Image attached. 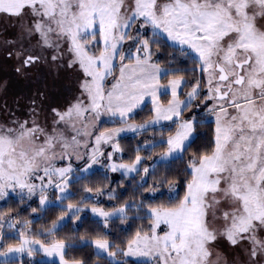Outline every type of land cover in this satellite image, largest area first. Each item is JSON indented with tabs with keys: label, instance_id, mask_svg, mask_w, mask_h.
<instances>
[{
	"label": "snow or ice",
	"instance_id": "6c2138e0",
	"mask_svg": "<svg viewBox=\"0 0 264 264\" xmlns=\"http://www.w3.org/2000/svg\"><path fill=\"white\" fill-rule=\"evenodd\" d=\"M0 21V264H264V0Z\"/></svg>",
	"mask_w": 264,
	"mask_h": 264
},
{
	"label": "trees",
	"instance_id": "16d2710c",
	"mask_svg": "<svg viewBox=\"0 0 264 264\" xmlns=\"http://www.w3.org/2000/svg\"><path fill=\"white\" fill-rule=\"evenodd\" d=\"M147 112H148V109L146 108L145 109V112L143 113H140V115L137 117V121H141L146 115H147ZM202 132H207L209 131L208 129H202L201 130ZM149 138L151 137V134L149 133ZM210 135V133H209ZM144 137H136V139H133L132 138V135L130 136H127L126 139L123 140V143L125 144V146L127 148H134L136 146V143L138 140H142ZM2 203V202H1ZM23 215L26 217V218H29V219H32V215L30 213H23ZM46 221H35L34 224H33V228L34 229H39L41 227V225L43 223H45ZM82 230V229H81ZM65 233H61V235H64Z\"/></svg>",
	"mask_w": 264,
	"mask_h": 264
},
{
	"label": "rangeland",
	"instance_id": "374dc122",
	"mask_svg": "<svg viewBox=\"0 0 264 264\" xmlns=\"http://www.w3.org/2000/svg\"><path fill=\"white\" fill-rule=\"evenodd\" d=\"M4 29H6V31H4ZM12 30H13V29H12L11 25L7 24V22H5V21H0V35H8V34H10V33L12 32ZM149 107H150V105H149ZM130 135H132V134H128L127 136H130ZM114 175L118 176L119 174H114ZM0 203H1V202H0ZM35 259H36V260H40L41 257L38 256V257H36ZM43 259L47 260V259H49V258L44 257Z\"/></svg>",
	"mask_w": 264,
	"mask_h": 264
}]
</instances>
